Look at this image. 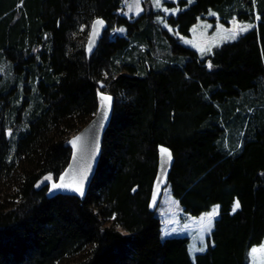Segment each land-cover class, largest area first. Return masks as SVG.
Segmentation results:
<instances>
[{
    "label": "trees",
    "instance_id": "obj_1",
    "mask_svg": "<svg viewBox=\"0 0 264 264\" xmlns=\"http://www.w3.org/2000/svg\"><path fill=\"white\" fill-rule=\"evenodd\" d=\"M178 4L167 21L182 35L210 10L255 25L201 57L121 0H0V264H249L264 240V0ZM97 17L108 27L89 53L77 35ZM114 25L126 35L110 38ZM100 91L115 106L88 192L49 196ZM161 145L184 210L219 205L195 260L149 206Z\"/></svg>",
    "mask_w": 264,
    "mask_h": 264
},
{
    "label": "rangeland",
    "instance_id": "obj_2",
    "mask_svg": "<svg viewBox=\"0 0 264 264\" xmlns=\"http://www.w3.org/2000/svg\"><path fill=\"white\" fill-rule=\"evenodd\" d=\"M178 1L179 0H159L158 5L157 0H139V8L141 10L137 13L135 7L132 11H129L128 9V4L133 3V0H127V2L126 0H121V7L118 12L129 18H136L145 10H153L157 22L175 33L176 36L180 38L182 44L195 49L201 57L212 54L217 48L226 42L236 40L241 34L250 30L255 25V22L242 21L239 20L237 16L231 18L228 23H224L216 11L210 10L205 17L200 18L192 26L189 35H182L176 32L167 21L170 15H176L180 11L181 7L178 4ZM169 2H174L175 4L170 5ZM190 2H192V0H190ZM237 25L245 27L247 30L241 32L238 30ZM90 26L84 40L82 39V33L79 32L80 36L77 35L79 44L84 41L85 48L90 32ZM121 29H123V31H120ZM126 33V28L119 25H114L108 30V36L110 38H115L116 35H126ZM233 33H236L235 38H232ZM0 73L6 74V68L3 63H0ZM25 111L26 110H24L23 115L26 113ZM239 134L240 132L236 134L238 138L241 137ZM48 177L52 176H47L44 178L43 182L55 179L53 177L47 179ZM213 212H216L217 214L212 216V223L209 226L206 217ZM218 213L219 205H214L209 211L203 212L199 215H193L185 211L179 200L173 195L170 184L164 188L161 201L156 210V214L160 217L162 222V234L164 238L181 236L189 237V252L193 260H195L196 254L207 249V239L214 229ZM201 248L204 250L198 251V249ZM254 248L264 249V240L261 244L253 246L249 251V264H264V251L258 252L254 258L252 253Z\"/></svg>",
    "mask_w": 264,
    "mask_h": 264
},
{
    "label": "water",
    "instance_id": "obj_3",
    "mask_svg": "<svg viewBox=\"0 0 264 264\" xmlns=\"http://www.w3.org/2000/svg\"><path fill=\"white\" fill-rule=\"evenodd\" d=\"M97 21H102V24H97ZM108 27L107 20L103 17H97L91 22L90 32L86 43V49L89 53H92L98 47L101 39L103 38L105 31ZM111 97L110 107L109 102L103 100V97ZM99 106L95 116L76 134L70 137L68 143L72 149L70 161L61 175L55 180L49 181V196H55L57 194L74 195L80 199H84L90 184L97 171L101 154L102 145L105 132L110 125L114 106L115 96L109 92L100 91L98 93ZM79 137L75 144L72 142ZM168 149L172 154L170 162L166 161V157L162 155L161 149ZM174 155L172 150L164 145L159 146V157L157 173L153 182L151 198L149 202L150 209L156 211L161 201L164 188L170 183V173L174 164ZM61 177H63V183H72L75 181L82 185L83 195L74 191L72 188H58L53 189V183H61Z\"/></svg>",
    "mask_w": 264,
    "mask_h": 264
},
{
    "label": "snow or ice",
    "instance_id": "obj_4",
    "mask_svg": "<svg viewBox=\"0 0 264 264\" xmlns=\"http://www.w3.org/2000/svg\"><path fill=\"white\" fill-rule=\"evenodd\" d=\"M126 2H127V0H126ZM157 4L159 5V0H157ZM134 7H135L137 13L141 10V9L139 8V0H133V3L128 4V9H129V11H132ZM102 23H103L102 21H97V24H102ZM237 28H238V30L241 31V32L247 30L245 27H240L239 25H237ZM120 31H123V29H121ZM235 35H236V33H233L232 38H235ZM209 67H211V65H209ZM103 100L108 101V102H109L108 106L110 107L111 97H107V96H105V97H103ZM79 139H80V138L77 137L76 140L73 141L72 143L75 144L76 141H78ZM161 153H162L163 156L166 157V161H167V162H170V161H171V159H172V154H171V152H170L168 149L162 148V149H161ZM47 179H51V177H48ZM61 181H62L61 183H53V184H52V188H53V189H58V188H72L74 191L78 192L80 195H83V194H84V193H83V188H82V185H81V184L76 183L75 181H73L72 183H63V177H61ZM239 207H240V204H239V202L237 201V202L235 203V208H239ZM234 210H235V209H234ZM216 214H217L216 212H213V213H210V214L207 215L206 219H207V222H208V225H209V226H210L211 223H212V216H214V215H216ZM209 230H210V229H209ZM173 231H174V229H173ZM203 250H204L203 248L198 249V251H203ZM260 251H264V249H255V248H254V249L252 250V253H253L254 258H255V256H256V254H257L258 252H260Z\"/></svg>",
    "mask_w": 264,
    "mask_h": 264
}]
</instances>
